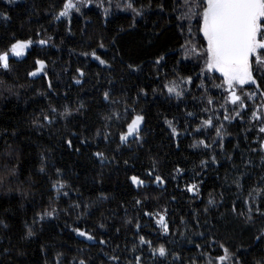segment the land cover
<instances>
[{
	"label": "trees",
	"instance_id": "trees-1",
	"mask_svg": "<svg viewBox=\"0 0 264 264\" xmlns=\"http://www.w3.org/2000/svg\"><path fill=\"white\" fill-rule=\"evenodd\" d=\"M129 2L141 15L126 8ZM63 3L0 0V51L13 36L33 41L23 56L10 55L8 70L0 68V264H78L80 259L87 264H135L134 256H141L142 264H208L209 259L219 264L215 258L224 254L220 243L234 254L224 264L237 259L241 264L264 262V237L257 239L264 217L255 212L257 205L264 211V195L253 193L256 203H244L252 199L253 188H264V133L258 132L261 122L251 118L254 110L264 116L259 107L264 97L245 98L243 109L232 104L221 108L226 93L213 84L222 78L215 73L208 74L211 79L197 78L202 61L184 58L181 45L188 22H183L181 35L176 19L183 0H89L78 5L79 11L55 20ZM191 23L194 41L202 43L197 19ZM41 39L47 43L40 45ZM94 49L110 67L92 58ZM160 56L164 59L157 65ZM37 59L46 67L29 76ZM129 63L139 70L131 72ZM188 76L193 82L180 84L184 94L169 96L164 85ZM258 83L264 90V80ZM254 90V85L245 86L246 92ZM105 91L111 94L109 101L103 99ZM209 97L212 105L207 104ZM66 107L71 115L61 117ZM205 107L208 111H202ZM113 111L120 113L119 119H103ZM44 114L52 116L51 124L43 121ZM136 114L145 117L142 139L132 137L122 144L119 136ZM38 118L43 128L35 123ZM208 118L213 126L194 131ZM165 120L173 122L176 137ZM221 125L223 150L216 136ZM199 140L210 147H193ZM95 152L108 159L101 163ZM201 161H208L207 166ZM246 161L251 163L245 166ZM154 164L163 185L147 175ZM241 174L242 187L237 188L234 180ZM133 175L145 185H133ZM58 180L66 187L57 191L53 184ZM191 184L197 185V193L186 190ZM234 203L237 213L251 207L253 221L234 213ZM52 209V217L39 219L38 213ZM159 215L165 216L167 233L156 224ZM128 220L132 223L126 224ZM29 226L35 234L26 238ZM76 228L94 239L77 235ZM140 236L153 247L163 245L168 255L153 256L139 243ZM101 239L106 243L101 245Z\"/></svg>",
	"mask_w": 264,
	"mask_h": 264
},
{
	"label": "snow or ice",
	"instance_id": "snow-or-ice-1",
	"mask_svg": "<svg viewBox=\"0 0 264 264\" xmlns=\"http://www.w3.org/2000/svg\"><path fill=\"white\" fill-rule=\"evenodd\" d=\"M11 2V0H9ZM83 3L87 5L89 0H76V3L73 0H64L63 8L59 11L53 18L55 20H60L62 17H68L72 10L79 11L78 5ZM179 3V0H177ZM126 8L131 9L136 16L141 15V12L133 7L131 2L126 4ZM180 14L177 15L176 19L181 21L178 25L181 29V35H184L183 28H184V21L188 22V32L185 39V43L181 45V48L184 52V58L190 59L195 58L199 61H202V65L200 68V73L198 74L197 78H205L211 79L212 77L208 74L219 73V76L222 77L220 83H214L213 86L217 89L222 90V92L226 93L224 95V104L221 105V108H224L227 104H232L237 106L240 109L245 107V98L251 99L252 97L259 95L260 97H264V90H261V85L258 83V79L264 80V0H183V3L179 5ZM161 10H163V5H161ZM177 9L174 8V11ZM107 11V10H105ZM7 19V16H4ZM197 19V32L198 34L202 35L203 42L196 43L193 39V31H192V20ZM33 41L31 39L22 40L15 38V36L11 37L7 47L0 51V68L8 70L9 59L10 55L12 57H21L25 54V50L28 49ZM47 41L41 39L39 40L40 45L46 44ZM100 48H104L105 45L101 43L99 45ZM83 55L87 56L89 53H83ZM92 58L99 62L100 65L105 67H110L108 61L102 59L99 55L96 54L95 49L90 53ZM254 58V61H253ZM164 59L163 56H160L155 63L159 65L161 61ZM37 66L36 71L29 72V76H36L37 72H40L46 67L45 61L41 59H37L35 61ZM128 69L131 72H136L139 70L138 65H134L132 63L128 64ZM77 72L81 77L85 75V73L77 69ZM254 73H258V77L254 76ZM193 77H182L180 82L177 83L173 81L170 85L165 84L164 87L167 90L169 96L175 95L177 98L181 97L184 94V90L180 88V84L182 83H192ZM75 83L79 84L81 81L79 79L75 80ZM246 85H254L255 90L252 92H246L245 86ZM203 86V84L201 85ZM51 88V84H49ZM155 91V89H154ZM143 92V89H141ZM146 95V93H145ZM104 101H109L111 99V94L108 91L103 93ZM113 103H119V101H112ZM213 99L209 97L207 99V104L212 105ZM83 107V105H81ZM260 108H264V103L259 105ZM127 112V106H125ZM132 111H135L133 109ZM202 111H208V108L205 107ZM52 113L56 112V109H51ZM228 110L225 108V115L224 120H230L229 115L227 114ZM71 115L70 109L67 107L65 108L64 112L60 113L61 117ZM189 116L193 115V113H188ZM236 115H240L239 111H236ZM113 118L119 119L120 113L118 112H111L108 115L104 116L103 119L105 120H112ZM252 119L261 122V126L258 128L259 133H264V116H261L258 111L254 110L252 112ZM44 122L51 124L53 122V118L49 114H44L42 116ZM145 117L142 114H136L132 117L131 122L126 124L127 131L121 132L119 139L120 142L127 143L129 137H134L137 141L141 140L142 137L140 136L141 132V125L144 123ZM38 127L43 128L45 126L44 123L39 122V118L35 121ZM165 123L171 128L172 136L176 137L178 135L175 127H173V122L170 120H165ZM213 126V121L211 118L205 119L201 121V125L198 126L194 131L199 132L201 127H211ZM221 125L216 130V136L221 140V149L223 150V136L221 133ZM73 136L76 134L73 133ZM99 135V132H97ZM107 138V136L105 137ZM215 143V141H213ZM81 143H87L86 139L81 140ZM67 147L69 149L73 148V141L72 139H68L66 141ZM198 145H202L205 148H209L205 140H199L198 142L193 144V147ZM79 151V149H75ZM260 150L264 151V140L260 142ZM252 151H256V149H252ZM93 155L103 163L106 159L104 152H95ZM231 159V157H229ZM212 163H216V157L213 156L211 158ZM127 164V161H125ZM251 161H246L245 166H248ZM208 161H201V166H207ZM262 164H264V158H262ZM41 171H44V168L41 167ZM177 173L181 170L177 169ZM60 170L57 169V174L59 175ZM148 177L155 176V183L163 185L165 180L159 174H156L155 164L151 171L147 173ZM237 177L234 180L237 188L242 187L240 180L242 178ZM175 178V177H173ZM130 180L133 185L137 187H143L145 185V181L140 177L133 175L130 177ZM261 180H264V177H261ZM3 183V178H0V184ZM66 187V184L62 181H56L53 184V188L57 189V191L61 188ZM189 193H197L199 188L196 184H191L187 186L186 189ZM253 193L255 196L264 195V188H253L252 191L249 193V196L252 199H246L244 201L245 205L255 204L256 199L253 197ZM67 195V193H65ZM135 203L137 205L141 204V200H136ZM209 205L214 203L213 200H209ZM79 207V205H76ZM55 209L51 211L45 210L42 213H38V217L40 220H43L45 217H52L55 213ZM207 211V209H205ZM232 211L237 213V208L235 203L233 205ZM256 214L264 217V211L261 210V207L257 205L255 209ZM253 209L248 207L247 213L239 212L238 215L245 216L246 222L253 221ZM144 215L150 216L152 213L145 212ZM2 223V221H0ZM132 221H126V224H131ZM156 224L163 229L164 233L169 231L168 224L165 220L164 215H159V218L156 220ZM101 228L104 227L103 224L100 225ZM140 224L137 222L136 228L140 229ZM77 233V235L84 237L87 240H93L94 236L81 231L80 229L76 228L73 229ZM119 231V229H117ZM35 233L33 229L29 226L27 227L26 238L33 236ZM264 237V231L257 236V239ZM101 245L105 244L106 241L101 239L99 241ZM139 243L144 245L146 244L150 249L153 256L159 257H166L168 255L167 249L160 245L159 247H153L152 242L146 240L144 236L139 237ZM212 243H215L213 241ZM211 246V245H210ZM220 248L223 249V255L216 257V261L219 264H224V262L232 259L234 257L233 253H230L229 249L223 244L220 243ZM199 248L200 245H197ZM135 246L133 247V252H135ZM75 259V258H74ZM112 260H118L119 257L112 256L110 257ZM173 259H179L178 256L173 255ZM135 264H142L141 256H134ZM78 264H87L85 259H80ZM208 264H213L212 259L208 260ZM234 264H241L240 260H234ZM264 264V262H261Z\"/></svg>",
	"mask_w": 264,
	"mask_h": 264
},
{
	"label": "rangeland",
	"instance_id": "rangeland-1",
	"mask_svg": "<svg viewBox=\"0 0 264 264\" xmlns=\"http://www.w3.org/2000/svg\"><path fill=\"white\" fill-rule=\"evenodd\" d=\"M254 59V58H253ZM215 74H217V75H219V73H215ZM222 78V77H221ZM247 86V85H246ZM132 137H129V139H131Z\"/></svg>",
	"mask_w": 264,
	"mask_h": 264
}]
</instances>
